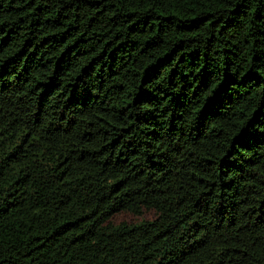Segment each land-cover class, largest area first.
Segmentation results:
<instances>
[{
	"label": "trees",
	"instance_id": "16d2710c",
	"mask_svg": "<svg viewBox=\"0 0 264 264\" xmlns=\"http://www.w3.org/2000/svg\"><path fill=\"white\" fill-rule=\"evenodd\" d=\"M0 264H264V0H0Z\"/></svg>",
	"mask_w": 264,
	"mask_h": 264
},
{
	"label": "rangeland",
	"instance_id": "374dc122",
	"mask_svg": "<svg viewBox=\"0 0 264 264\" xmlns=\"http://www.w3.org/2000/svg\"><path fill=\"white\" fill-rule=\"evenodd\" d=\"M153 215H154L153 210H143L141 214H133L129 211L121 210V211L114 213L111 219L114 222H119L121 220L133 222V221L140 220L142 218H151L153 217Z\"/></svg>",
	"mask_w": 264,
	"mask_h": 264
}]
</instances>
